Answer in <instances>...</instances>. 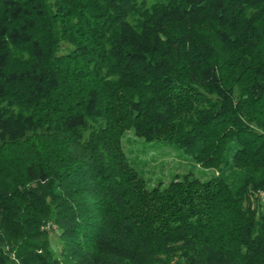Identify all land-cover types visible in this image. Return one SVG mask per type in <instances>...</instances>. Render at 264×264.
Masks as SVG:
<instances>
[{
	"label": "trees",
	"instance_id": "obj_1",
	"mask_svg": "<svg viewBox=\"0 0 264 264\" xmlns=\"http://www.w3.org/2000/svg\"><path fill=\"white\" fill-rule=\"evenodd\" d=\"M263 194L264 0H0V264H264Z\"/></svg>",
	"mask_w": 264,
	"mask_h": 264
},
{
	"label": "rangeland",
	"instance_id": "obj_2",
	"mask_svg": "<svg viewBox=\"0 0 264 264\" xmlns=\"http://www.w3.org/2000/svg\"><path fill=\"white\" fill-rule=\"evenodd\" d=\"M151 4V2L149 3ZM144 144L143 141L138 140L133 134H129L125 139V147L127 151L137 157L143 149L141 147ZM162 143H156V146L145 149L146 153H141L143 160L142 168L147 172L149 177L152 178V183H156L159 178V173L163 175L182 173L187 170H194L195 172H201V169L187 157L183 151L172 148L168 145L163 146ZM162 147V148H161ZM142 152V151H141ZM169 178L167 177L166 180ZM262 192H260L261 194ZM264 197V194H263ZM263 199V198H262ZM56 233H54L55 235ZM54 235L52 237H54Z\"/></svg>",
	"mask_w": 264,
	"mask_h": 264
},
{
	"label": "built area",
	"instance_id": "obj_3",
	"mask_svg": "<svg viewBox=\"0 0 264 264\" xmlns=\"http://www.w3.org/2000/svg\"><path fill=\"white\" fill-rule=\"evenodd\" d=\"M170 264H177L175 261H172Z\"/></svg>",
	"mask_w": 264,
	"mask_h": 264
}]
</instances>
